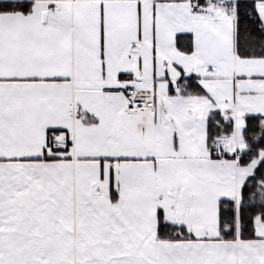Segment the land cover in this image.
Returning a JSON list of instances; mask_svg holds the SVG:
<instances>
[{"label":"snow or ice","instance_id":"snow-or-ice-1","mask_svg":"<svg viewBox=\"0 0 264 264\" xmlns=\"http://www.w3.org/2000/svg\"><path fill=\"white\" fill-rule=\"evenodd\" d=\"M0 264H264V0H0Z\"/></svg>","mask_w":264,"mask_h":264}]
</instances>
